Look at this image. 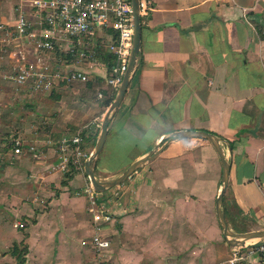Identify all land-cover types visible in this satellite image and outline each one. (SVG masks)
<instances>
[{"label":"crops","instance_id":"crops-1","mask_svg":"<svg viewBox=\"0 0 264 264\" xmlns=\"http://www.w3.org/2000/svg\"><path fill=\"white\" fill-rule=\"evenodd\" d=\"M150 1L138 66L93 163L95 175L114 179L172 133L206 130L230 160L223 207L231 229H264V0ZM112 62L103 48L75 103L58 101L60 113L70 114L64 128L83 129L90 155L117 96L107 84ZM21 135L38 152L10 150L11 164L0 173L11 179V192L0 194L1 211L8 209L0 213V264H95L88 175L56 167L62 136L52 142ZM222 178L207 138L173 141L118 185L124 193L120 203L111 201L116 214L104 229L111 240L105 264L113 256L122 264H229L233 245L216 211ZM19 217L28 222L25 231ZM243 264L264 263L255 256Z\"/></svg>","mask_w":264,"mask_h":264},{"label":"built area","instance_id":"built-area-1","mask_svg":"<svg viewBox=\"0 0 264 264\" xmlns=\"http://www.w3.org/2000/svg\"><path fill=\"white\" fill-rule=\"evenodd\" d=\"M138 1L143 17L152 3ZM134 32L132 0H16L10 15L0 17V56L6 52V78L16 92L33 97L62 83L90 80L88 70L106 47L113 58L107 84L118 91L128 68ZM83 143V129L65 133L59 141L56 167L64 173L84 171L90 154L84 151ZM10 149L13 155L26 149L38 152V146L21 134L12 135ZM115 188L109 195L92 184L85 190L95 230L90 242L95 264H105L111 247L104 229L115 218L116 206L111 201L120 203L124 193L120 186ZM17 225L25 227L26 223ZM255 256L264 263V238L245 246L233 245L229 264H243Z\"/></svg>","mask_w":264,"mask_h":264},{"label":"rangeland","instance_id":"rangeland-1","mask_svg":"<svg viewBox=\"0 0 264 264\" xmlns=\"http://www.w3.org/2000/svg\"><path fill=\"white\" fill-rule=\"evenodd\" d=\"M16 0H0V17L8 16L11 13L12 6ZM8 57L6 52L0 56V173L6 175L7 166L12 161L9 151L11 150V138L14 134H25L42 140L51 139L52 142H58L65 131L74 133L77 131L64 128L63 121L67 115H62L59 109V100L61 97H68L69 101L75 103L72 97L85 90L82 83H62L56 86L52 91L34 95L33 97H25L16 92L15 86L8 82L6 74L8 72ZM74 92H77L75 95ZM73 94V95H71ZM59 96V97H58ZM60 98V99H59ZM73 114V112H71ZM52 118V119H51ZM65 129V130H64ZM3 175L0 174V178ZM10 177V172L9 175ZM5 178V177H4ZM11 192V179H0V194H9ZM7 208H4L5 212ZM9 217V216H8ZM19 222L27 221L19 217ZM18 226V225H17ZM27 227V226H25ZM25 227L18 226L21 231H25ZM113 256V252L111 253ZM91 257H89L90 259ZM107 258V257H106ZM55 262V261H54ZM114 256L108 264H122ZM94 263V262H93ZM91 260L85 264H93ZM51 264V263H49ZM55 264V263H54Z\"/></svg>","mask_w":264,"mask_h":264},{"label":"water","instance_id":"water-1","mask_svg":"<svg viewBox=\"0 0 264 264\" xmlns=\"http://www.w3.org/2000/svg\"><path fill=\"white\" fill-rule=\"evenodd\" d=\"M133 4V13H134V22H135V32H134V41L133 47L130 54V60L128 64L127 71L125 73L124 79L117 91V96L111 106L109 107L101 128L100 137L97 141L95 150L89 156L85 163V173L88 175L91 184L93 187L99 192H106L123 182H125L133 173H135L140 167L144 164L153 161L169 144H171L175 140L190 138V137H204L207 138L215 147L216 151L219 154V157L222 161L223 166V185L221 191L216 200V211L218 218L220 220L221 226L224 230L225 239L231 243L232 245H246V238L252 236H260L264 238V229H243V230H233L231 229L229 222L226 217V213L223 207V199L225 192L229 185L230 179V160L227 157L223 145L221 143L220 138L209 131L206 130H197V129H186L179 130L172 133L161 145L157 148L151 150L145 156L135 160L132 164H130L122 174L118 177L111 180H101L99 179L93 170V163L96 158L100 155L105 142L107 140L108 132H109V124L111 122V118L120 106L125 93L129 87L130 82L132 81L136 68L138 66V56L141 47V39H142V17L139 13V1L132 0Z\"/></svg>","mask_w":264,"mask_h":264},{"label":"trees","instance_id":"trees-1","mask_svg":"<svg viewBox=\"0 0 264 264\" xmlns=\"http://www.w3.org/2000/svg\"><path fill=\"white\" fill-rule=\"evenodd\" d=\"M84 83H86V82H84ZM58 97H59V96H58ZM108 99H109V98H108ZM108 99H106V100H108ZM109 103H110V101H108V104H109ZM10 147H11V145H10ZM236 229H237V228H236ZM13 253H14L15 255L18 256V259H19L20 261H25L24 258L22 257L23 252L19 251V247H18L17 245L14 246Z\"/></svg>","mask_w":264,"mask_h":264},{"label":"bare ground","instance_id":"bare-ground-1","mask_svg":"<svg viewBox=\"0 0 264 264\" xmlns=\"http://www.w3.org/2000/svg\"><path fill=\"white\" fill-rule=\"evenodd\" d=\"M260 238H261L260 236H252V237L246 238L245 240L248 243V242L256 241V240H258Z\"/></svg>","mask_w":264,"mask_h":264}]
</instances>
